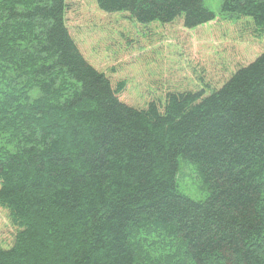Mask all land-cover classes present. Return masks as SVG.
Here are the masks:
<instances>
[{
    "label": "trees",
    "instance_id": "1",
    "mask_svg": "<svg viewBox=\"0 0 264 264\" xmlns=\"http://www.w3.org/2000/svg\"><path fill=\"white\" fill-rule=\"evenodd\" d=\"M94 1L142 27L217 20L204 0ZM69 9L0 0V210L15 231L0 264H264V53L219 88L137 107L81 52ZM221 15L263 38L264 0ZM182 161L205 200L179 191Z\"/></svg>",
    "mask_w": 264,
    "mask_h": 264
},
{
    "label": "rangeland",
    "instance_id": "2",
    "mask_svg": "<svg viewBox=\"0 0 264 264\" xmlns=\"http://www.w3.org/2000/svg\"><path fill=\"white\" fill-rule=\"evenodd\" d=\"M68 2L67 24L81 52L115 83H127L121 98L133 106H146L170 90L219 88L238 67L264 53V36L251 37L242 23L221 15L224 0H204L217 20L191 31L180 22L142 27L126 15L101 13L94 0ZM178 177L181 193L196 201L208 197L194 167L182 161ZM13 232L0 210V245L12 242Z\"/></svg>",
    "mask_w": 264,
    "mask_h": 264
}]
</instances>
